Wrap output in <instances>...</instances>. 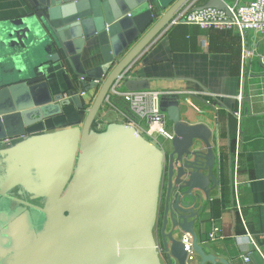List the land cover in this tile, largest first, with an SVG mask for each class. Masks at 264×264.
<instances>
[{
	"label": "water",
	"instance_id": "1",
	"mask_svg": "<svg viewBox=\"0 0 264 264\" xmlns=\"http://www.w3.org/2000/svg\"><path fill=\"white\" fill-rule=\"evenodd\" d=\"M156 2L157 11L151 0H29L28 12L0 20V264H239L195 230L207 228L221 186L207 124L185 123L170 97L167 151L131 123L95 126L118 79L148 87L129 69L182 9L200 2L231 14L225 0ZM87 45L104 62L79 70L98 87L85 108L74 90L53 97L47 77L50 64L77 66ZM54 101L75 104L80 124L32 133L62 115Z\"/></svg>",
	"mask_w": 264,
	"mask_h": 264
},
{
	"label": "crops",
	"instance_id": "2",
	"mask_svg": "<svg viewBox=\"0 0 264 264\" xmlns=\"http://www.w3.org/2000/svg\"><path fill=\"white\" fill-rule=\"evenodd\" d=\"M151 1L153 8L159 10L156 0ZM175 1L163 0L167 7ZM225 1L234 5L250 0ZM199 3L196 2L197 6ZM29 6V0H0V20L21 16L28 12ZM263 54L264 34L248 32L244 44L237 30L207 31L197 25L180 24L160 34L129 69L130 75L148 86L139 92L159 94L162 109L167 99L177 98L185 123H204L213 130L221 186L212 195L215 207L209 206L206 210V216L211 218L207 228L201 229L196 222L195 230L199 242L235 256L239 264H264V239L257 237L264 229ZM103 62L99 46L87 45L77 66L68 62L50 64L47 81L51 95L63 94L64 99H69L70 91L74 90L88 108L98 87L85 86L79 70H95ZM82 91L86 94L82 95ZM54 102L62 107V115L30 127L32 133L59 129L56 125L80 124L82 111L75 104ZM239 110L240 118L235 114ZM97 119L103 127L111 122L130 123L137 120V116L122 95L112 94ZM168 125L172 131L171 123ZM153 139L168 150V137L161 140L159 134L154 133ZM166 187L167 180L162 188L164 197ZM160 226L161 222L155 230L157 235H160ZM201 230L207 231L201 233ZM213 232H218L215 238L211 237ZM247 233L255 235L260 250L248 239ZM188 246L194 255L191 245ZM247 256L251 258L250 263L245 260Z\"/></svg>",
	"mask_w": 264,
	"mask_h": 264
},
{
	"label": "built area",
	"instance_id": "3",
	"mask_svg": "<svg viewBox=\"0 0 264 264\" xmlns=\"http://www.w3.org/2000/svg\"><path fill=\"white\" fill-rule=\"evenodd\" d=\"M229 10L231 12L230 15L225 10L213 7L197 8L196 2H193L182 9L171 20L165 31L180 24L197 25L207 31L223 32L237 30L242 35L244 44H246L248 32L264 34V0H250L244 4L229 5ZM261 60L264 62V54L261 55ZM80 79L81 81H86V78L83 76ZM101 83L102 81H99V84ZM81 94L85 95L86 91H82ZM112 94H120L131 103L137 120H132L130 123L148 139H153L154 133L165 137H172V131L167 129L169 123L168 116L158 103L159 94L157 92L148 93L128 90L124 87V79L120 78L111 88L107 102H109ZM235 114L240 118L241 110ZM102 128L101 123L97 124V130H102ZM217 234L218 232H213L211 237L215 238ZM247 237L260 250L256 244L255 235L247 233ZM257 237L264 239V229L257 234ZM191 255L192 252H189L190 259L193 258ZM245 260L247 263H250V256H247Z\"/></svg>",
	"mask_w": 264,
	"mask_h": 264
},
{
	"label": "rangeland",
	"instance_id": "4",
	"mask_svg": "<svg viewBox=\"0 0 264 264\" xmlns=\"http://www.w3.org/2000/svg\"><path fill=\"white\" fill-rule=\"evenodd\" d=\"M97 120H98V119H97ZM97 123L99 124L100 121H97ZM96 126H97V124H96ZM104 127H105V126H103L102 130L104 129ZM167 129H169V125L167 126ZM156 135H157V134H156ZM159 136H160V139H161V140H163V139L165 138V137H163V136L161 137V135H159ZM149 139L152 140V141H154V139H152V138H149Z\"/></svg>",
	"mask_w": 264,
	"mask_h": 264
},
{
	"label": "flooded vegetation",
	"instance_id": "5",
	"mask_svg": "<svg viewBox=\"0 0 264 264\" xmlns=\"http://www.w3.org/2000/svg\"><path fill=\"white\" fill-rule=\"evenodd\" d=\"M166 180H167V178H166V175H165V177H164V181H163V185L165 184V181H166ZM163 195H164V194H163ZM163 195H162V199H164V198H163V197H164Z\"/></svg>",
	"mask_w": 264,
	"mask_h": 264
},
{
	"label": "trees",
	"instance_id": "6",
	"mask_svg": "<svg viewBox=\"0 0 264 264\" xmlns=\"http://www.w3.org/2000/svg\"><path fill=\"white\" fill-rule=\"evenodd\" d=\"M96 124H98L97 122L95 123V126H96Z\"/></svg>",
	"mask_w": 264,
	"mask_h": 264
}]
</instances>
